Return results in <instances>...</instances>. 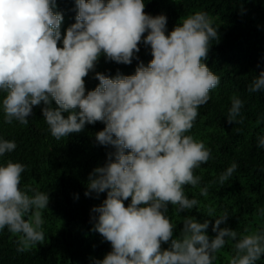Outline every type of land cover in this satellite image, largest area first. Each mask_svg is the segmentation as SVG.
Returning <instances> with one entry per match:
<instances>
[{"label":"clouds","instance_id":"obj_1","mask_svg":"<svg viewBox=\"0 0 264 264\" xmlns=\"http://www.w3.org/2000/svg\"><path fill=\"white\" fill-rule=\"evenodd\" d=\"M75 5V22L62 35L56 0H0V112L6 123L26 125L32 107L43 102V118L57 139L80 132L86 122L105 123L95 138L113 149L89 173L85 195L107 193L92 206L91 218L111 250L91 264H213L229 239L234 254L228 264H255L264 253V226L238 237L235 229L220 227L229 216L225 210L212 223L215 236L205 231L208 219L192 215L181 217L183 227L173 236L175 225L166 215L169 203L178 213L198 204L184 186L198 185L194 169L211 157V149L189 130L220 82L205 63L217 26L207 12L196 11L166 34V15L145 12V0H75ZM138 42L150 45L146 65L140 61L133 74L96 71L99 83L86 91L84 77L102 54L131 63ZM257 90H264V69L248 85V91ZM243 104L233 95L226 119L236 120ZM257 144L264 148V135ZM15 148V140L0 137V156ZM25 167L11 159L0 163V229L19 234L17 251L44 241L41 210L49 202L48 191L29 195L21 187ZM236 168L233 161L223 170L220 184ZM199 191L207 195V185ZM258 214L264 216V207Z\"/></svg>","mask_w":264,"mask_h":264},{"label":"trees","instance_id":"obj_2","mask_svg":"<svg viewBox=\"0 0 264 264\" xmlns=\"http://www.w3.org/2000/svg\"><path fill=\"white\" fill-rule=\"evenodd\" d=\"M56 5L55 10L63 14V35L75 22L78 9L75 0H56ZM143 10L152 15H166V34L196 11L207 12L218 31V39L211 41L205 63L219 75L220 82L210 90V99L199 106L189 130L211 149V157L194 169V174L201 177L198 185L184 186L186 194L194 195L198 204L179 213L175 205H168L166 215L175 225L173 236H179L183 227L181 217L192 215L200 222L209 220L205 231L211 238L216 234L212 230L215 216L225 210L229 216L220 227L235 229L238 237L249 234L264 226V216L258 214L264 207V148L257 144L258 137L264 135V90L248 91L253 77L264 69V0H145ZM138 43L139 51L131 63L106 60L102 54L95 69L84 77L86 91L99 83L96 71L109 76L118 71L133 74L140 61L146 65L152 58L150 45ZM233 95L239 96L244 104L236 120L228 121ZM52 105L58 106L54 99ZM42 106L43 102L32 107L26 125L16 120L6 123L0 112V137L16 142L15 149L0 156V163L8 159L24 163L21 187L29 195L33 190L49 194L48 208L41 210L44 241L17 251L19 234L11 233L7 227L0 229V264H91L92 258L102 259L111 250L110 241L93 229L91 218L92 206L102 203L107 193L97 195L90 190L85 195V190L89 173L105 163L113 146L96 141L95 133L105 126L100 120L86 122L78 133L55 138L43 118ZM233 161L237 168L220 184L219 174ZM204 185L208 188L207 195L199 191ZM129 200L130 197L124 201L126 206ZM169 244L170 241L162 242L161 247L167 248ZM233 244V240H227L217 250L213 264H228L234 254ZM255 264H264V253Z\"/></svg>","mask_w":264,"mask_h":264}]
</instances>
